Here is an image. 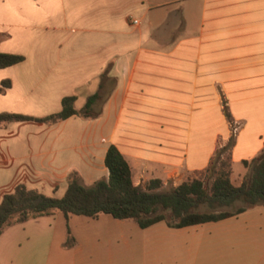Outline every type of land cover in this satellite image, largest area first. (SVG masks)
Wrapping results in <instances>:
<instances>
[{"label":"crops","instance_id":"crops-1","mask_svg":"<svg viewBox=\"0 0 264 264\" xmlns=\"http://www.w3.org/2000/svg\"><path fill=\"white\" fill-rule=\"evenodd\" d=\"M0 53L22 58L0 69V114L32 118L0 125V203L19 185L61 198L72 173L86 186L108 178L112 145L134 185L157 191L214 174L224 156L240 187L264 153V0H0ZM101 89L98 117L40 121ZM262 214L242 219L246 232L210 236L245 241L243 254L213 252L264 264ZM73 220L70 247L59 212L7 226L0 264H89ZM246 248L254 261L240 260Z\"/></svg>","mask_w":264,"mask_h":264},{"label":"trees","instance_id":"trees-1","mask_svg":"<svg viewBox=\"0 0 264 264\" xmlns=\"http://www.w3.org/2000/svg\"><path fill=\"white\" fill-rule=\"evenodd\" d=\"M20 56L0 53V69L20 63ZM10 82L0 84V93L9 88ZM104 99L101 89L90 97L81 110L74 108L75 98L62 101V111L40 121L65 120L72 115L84 119L96 118L100 110L94 104ZM32 118L0 114V125L13 121L31 120ZM105 165L108 178L86 186L77 173L70 174L68 186L63 197L46 196L19 185L14 192L5 195L0 203V235L12 223H24L30 219L49 216L54 212L64 215L70 247L73 237L69 227L71 216L97 219L108 215L118 221L133 220L139 228L148 229L155 224L165 222L169 228L181 229L205 223L218 222L244 212L247 208L264 206V153L256 160L251 173L240 187L230 181L229 157L224 156L219 167L214 171V179L209 187L201 179L185 182L170 191H157L160 182L153 181L143 188L134 185L131 169L119 150L112 145L106 154ZM235 204H243L236 212L215 211ZM208 207L211 212H200L201 207ZM166 212L169 214L167 215Z\"/></svg>","mask_w":264,"mask_h":264},{"label":"rangeland","instance_id":"rangeland-1","mask_svg":"<svg viewBox=\"0 0 264 264\" xmlns=\"http://www.w3.org/2000/svg\"><path fill=\"white\" fill-rule=\"evenodd\" d=\"M238 127V124H232L230 139L236 137ZM212 174L206 172L202 176L190 177L187 181L201 179L206 187H209L214 179V174ZM171 189L173 188L164 187L160 191ZM241 205L244 206L235 204L229 209L219 208L215 211L236 212L242 207ZM199 211L214 210L203 206ZM258 212L263 213L264 217V207L254 206L247 208V214L244 217L237 215L226 221L190 227L181 231L169 229L165 222L148 229H141L133 220L118 221L108 215H101L98 219L86 217L79 219L81 217L74 216L71 227L84 247L85 244H89L86 247L87 251L92 253L91 258H88L89 264H110L111 260V264H232V260L221 258L213 251L220 248L233 251L235 255H241L244 252L242 248L247 243L245 241L234 242L220 237L213 239L210 236L246 232V230H241L246 226L242 219L256 216ZM166 214L169 213L166 212ZM250 232H255V230ZM246 249L251 250L253 256H240V260L254 261L256 251L254 248ZM62 264H72V260L65 258Z\"/></svg>","mask_w":264,"mask_h":264},{"label":"built area","instance_id":"built-area-1","mask_svg":"<svg viewBox=\"0 0 264 264\" xmlns=\"http://www.w3.org/2000/svg\"><path fill=\"white\" fill-rule=\"evenodd\" d=\"M236 130V129H235Z\"/></svg>","mask_w":264,"mask_h":264}]
</instances>
